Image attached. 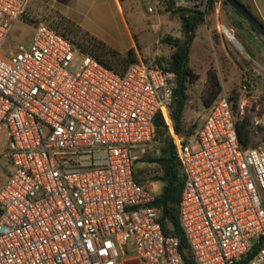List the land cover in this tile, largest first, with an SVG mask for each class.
<instances>
[{
  "label": "built area",
  "instance_id": "built-area-1",
  "mask_svg": "<svg viewBox=\"0 0 264 264\" xmlns=\"http://www.w3.org/2000/svg\"><path fill=\"white\" fill-rule=\"evenodd\" d=\"M207 15L210 0H155ZM18 21L32 43L10 46ZM178 78L139 60L116 73L29 11L0 0V264H186L136 150L169 120ZM247 80L243 93L251 91ZM186 174L179 222L195 264H264V152L242 145L226 91L193 136L169 127Z\"/></svg>",
  "mask_w": 264,
  "mask_h": 264
},
{
  "label": "rangeland",
  "instance_id": "rangeland-1",
  "mask_svg": "<svg viewBox=\"0 0 264 264\" xmlns=\"http://www.w3.org/2000/svg\"><path fill=\"white\" fill-rule=\"evenodd\" d=\"M156 3L155 0H37L30 2L29 11L36 20L45 22L78 46L92 45L97 41L108 46L115 45L121 37L122 46L129 47L119 13L121 11L130 25L136 49L140 51V60L157 64L158 60H169L174 52L173 47L163 43V39L168 36L182 39L183 28L178 9L159 3L158 10L151 13L149 9ZM234 24L241 29L238 30ZM247 34L261 38L230 5L217 0L214 9L205 16L190 57V67L199 74L200 79L191 84L188 91L184 130L196 134L208 112L202 98L207 71L214 68L219 73L223 91L230 96L234 91L239 94L238 122H248L253 137L252 147L264 152V70L247 44ZM9 45L12 46L13 42ZM247 80L253 84V88L243 93L242 88ZM164 147L160 140L155 139L151 148L144 152L135 151V175L158 195L163 185L153 180L163 172L153 160L162 157ZM12 170L9 163H0V189Z\"/></svg>",
  "mask_w": 264,
  "mask_h": 264
},
{
  "label": "trees",
  "instance_id": "trees-1",
  "mask_svg": "<svg viewBox=\"0 0 264 264\" xmlns=\"http://www.w3.org/2000/svg\"><path fill=\"white\" fill-rule=\"evenodd\" d=\"M216 2L217 0H210L209 10L214 9V4ZM223 3L229 5L225 0H223ZM244 7L264 25V21L258 15L250 8ZM178 11L180 13L179 18L181 19L183 28V38H173L171 36L164 38L163 43L173 47L174 52L166 62L163 60L157 61V64L162 68L174 72L177 75L178 87L174 94V102L171 107L169 120L162 114L158 115L155 120L156 139L160 140L165 147L162 148V157L153 160L161 166L163 174L156 177L153 181L160 182L163 185L160 194L157 196L155 206L160 210V221L164 233L167 236L173 235L178 237L180 239L182 251L186 250V252L183 253L186 264H195L179 222V202L185 184L186 174L182 160L174 145L169 127L173 126L177 134L186 138L194 135L192 131L185 132L184 130V114L189 101L188 91L190 85L200 79L199 74L190 67V54L197 30L205 22V14L180 9ZM240 17L243 18L242 16ZM234 26L238 30L241 29L239 25L234 24ZM250 27L262 38L253 26L250 25ZM262 39L264 40V38ZM79 47L83 52L93 56L100 63L119 74H124L131 64L139 62L135 49H130L125 53H121L102 41ZM222 91L223 86L218 71L214 68H210L207 71V83L202 98L204 106L207 109L210 108ZM229 98L235 114L238 115L239 94L234 91L231 96L229 94ZM183 133H186V135ZM238 134L243 146L254 148L252 147L253 137L248 122H238ZM136 179L138 182L144 183L139 180L137 176Z\"/></svg>",
  "mask_w": 264,
  "mask_h": 264
},
{
  "label": "crops",
  "instance_id": "crops-1",
  "mask_svg": "<svg viewBox=\"0 0 264 264\" xmlns=\"http://www.w3.org/2000/svg\"><path fill=\"white\" fill-rule=\"evenodd\" d=\"M28 1H29V5H30V2L32 3L33 1H37V0H28ZM239 2L242 5L250 8L256 15H258L264 21V0H239ZM119 13L121 16L123 29L125 31V37L129 40V47L122 46L123 42L121 41V37L116 40L115 45H110V46L119 50V51H123V52L124 51L127 52L130 49H135L136 53L138 55V58L140 60V51H138L136 49V44H135V41L133 38V34H132L131 29H130L129 23L127 22L126 16L121 11ZM201 27L202 26H200L197 30L196 38H195L193 45H192L190 57H191L193 49H194V44L196 43V41L199 37V30ZM34 33H35V30H34V27L32 25L26 24L23 21H18L14 25V28H13V31L11 34V38H10V42L12 41L13 44L21 43V44H24L26 46H29L32 43ZM246 38L248 40L247 41L248 46H250L252 48L254 54L257 56V58L261 62L260 64L262 66V69L264 70V43H263L264 40L262 38H256V36H254V35L248 36V34H247ZM6 147H7V142L5 139V135H4L3 130L0 129V151L6 149ZM2 161L9 163L6 160H1L0 163ZM7 178H8V175H7ZM7 178L5 179V182L7 181Z\"/></svg>",
  "mask_w": 264,
  "mask_h": 264
},
{
  "label": "water",
  "instance_id": "water-1",
  "mask_svg": "<svg viewBox=\"0 0 264 264\" xmlns=\"http://www.w3.org/2000/svg\"><path fill=\"white\" fill-rule=\"evenodd\" d=\"M240 16H242L264 38V25L255 18L238 0H225Z\"/></svg>",
  "mask_w": 264,
  "mask_h": 264
}]
</instances>
